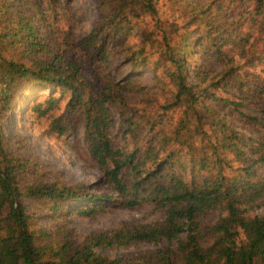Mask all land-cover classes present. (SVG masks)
I'll list each match as a JSON object with an SVG mask.
<instances>
[{
	"label": "trees",
	"instance_id": "16d2710c",
	"mask_svg": "<svg viewBox=\"0 0 264 264\" xmlns=\"http://www.w3.org/2000/svg\"><path fill=\"white\" fill-rule=\"evenodd\" d=\"M159 1L98 0L99 22L76 43L83 54L67 58L54 34L62 0H0V264H264V214L255 213L264 206V98L246 113L243 102L221 95L235 71L227 67L224 39L204 43L202 53L210 52L221 68L198 74L195 85L184 72L190 45L186 26L179 33L180 26L163 22L162 31L146 29L142 43H133V23L158 19ZM186 1L193 19L207 14L206 4ZM256 20L264 26V15ZM216 28L215 23L212 32L220 34ZM121 55L132 67L153 69L147 96L132 72L112 73ZM84 65L102 67L96 90L82 78ZM34 87L51 94L60 89L68 98V114L83 115L84 144L102 167L110 193L93 195L86 184L45 180L8 153L4 115L17 106L22 89ZM47 101L54 106L58 98ZM216 101L240 108L257 126L256 135L224 119ZM62 119L61 114L52 124L59 135L69 129ZM117 120L124 147L109 134ZM20 168L31 178L20 179ZM27 197L49 203L54 220L64 205L76 201L94 202L71 205L83 216L146 203L165 214L151 222L122 220L82 237L63 221L52 231L40 228L21 201ZM214 212L218 218L208 221ZM139 243L157 246L130 256L102 252Z\"/></svg>",
	"mask_w": 264,
	"mask_h": 264
},
{
	"label": "rangeland",
	"instance_id": "374dc122",
	"mask_svg": "<svg viewBox=\"0 0 264 264\" xmlns=\"http://www.w3.org/2000/svg\"><path fill=\"white\" fill-rule=\"evenodd\" d=\"M97 1L62 0L63 9L57 14L54 34L56 43L67 58L72 54L80 58L83 54L77 52L76 43L99 22ZM195 1L206 4L209 8L207 14H200L197 19H193V12L188 11L183 4L187 2L186 0L159 1L158 19L141 18L143 21L133 23L129 34L131 41L142 43L145 30H154V33H158L163 30V22L180 26L179 33H183L186 26V29L190 30V45L186 48L187 60L184 72L188 83L195 85L199 79L198 74L202 75L209 67H214L216 70L221 68L219 63L216 66L213 64L211 59L213 56L210 52L209 54L205 52L207 56L202 53L204 43L208 42V38L215 40V36L217 40L224 39V43L229 48L227 67H235V71L228 76L226 92H222L221 95L243 102L246 113L258 109L264 98V94L261 93L264 86V26L258 25L256 19L264 15V0ZM215 23L220 34L216 31L212 32ZM168 30H172V27ZM117 61L120 66L113 69L112 73L116 77H123L132 72L135 79L146 88L141 94L147 96L153 89L151 87L154 83L153 69L144 64L139 68L132 67L133 64L123 55L118 56ZM98 69L95 66L84 65L82 70V78L93 90L100 87L103 80L100 76L102 67ZM60 92L59 89L51 94L46 87L22 89L17 106L7 112L2 121L1 128L6 149L12 157L20 159V163L27 164L29 172H36L45 180L59 181L67 185L86 184L93 195L110 193L109 185L103 180L102 167L92 158L84 144L83 115L78 112L68 114V98L61 96ZM52 95L58 98L54 106L47 101ZM214 106L229 123L236 122L241 131L247 135H256L257 126L239 112L240 108L236 110L233 106H227V103L219 101L214 102ZM61 114L62 120L69 124V129L64 135H59L52 126L54 119ZM109 134L116 146H125L127 140L122 135L119 120L111 125ZM18 172L19 178L23 181L31 178L32 173L24 171L23 168ZM21 201L35 215L40 228L52 231L59 221H63L82 237L93 230L112 228L122 220L140 219L143 222H151L161 219L165 214L164 210L156 209L153 204L146 203L134 208H106L93 216H83L72 210L71 205L76 208L94 202L76 201L64 205L60 210L59 219L54 220L49 209L50 204L45 200L35 201L27 197L21 198ZM255 213L264 214V206ZM217 218L216 212L207 216L210 222ZM156 246L154 243H139L121 248H106L102 252L112 257L130 256L131 253L133 255L138 251L154 249Z\"/></svg>",
	"mask_w": 264,
	"mask_h": 264
}]
</instances>
